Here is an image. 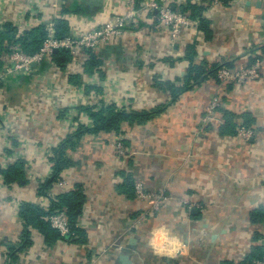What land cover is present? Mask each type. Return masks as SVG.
Segmentation results:
<instances>
[{
	"label": "crops",
	"instance_id": "1",
	"mask_svg": "<svg viewBox=\"0 0 264 264\" xmlns=\"http://www.w3.org/2000/svg\"><path fill=\"white\" fill-rule=\"evenodd\" d=\"M87 1L65 0L88 10L82 16L92 25L122 11L121 0H97L101 6L93 7ZM211 2L168 0V5L179 11ZM151 16L142 12L125 37L96 51L102 77L97 73L88 81L97 83L106 105L134 113L161 109L144 124L122 125L119 135L129 148L128 157L113 153L116 134L85 135L75 150L65 152L74 165L40 191L52 180V150L79 124L90 126L91 119L82 113L69 125L66 110L49 125H0V264H123L124 254L131 264H247L253 247H264V220L250 219L252 212L264 208V68L259 80L244 87L221 85L208 76L174 100L170 91L157 86L169 81L184 87L192 65L210 68L226 62L236 70L259 58L264 50V0L209 6L204 18L210 38L197 20L176 43ZM29 81L0 89L1 118L24 106L32 91ZM216 97L221 106L208 120L207 108ZM223 111L235 116L232 132H221ZM243 124L255 132L249 141L235 133ZM20 160L25 163L24 180L6 183L2 171ZM126 176L141 181L151 194L163 192L168 200L162 209L151 211L150 203L120 193L118 186ZM59 181L65 185L60 187ZM78 184L86 195L78 219L85 242L59 239L48 246L32 229V244L21 251V206L31 203L47 209L52 199ZM158 231L169 238L164 246L154 242Z\"/></svg>",
	"mask_w": 264,
	"mask_h": 264
},
{
	"label": "built area",
	"instance_id": "2",
	"mask_svg": "<svg viewBox=\"0 0 264 264\" xmlns=\"http://www.w3.org/2000/svg\"><path fill=\"white\" fill-rule=\"evenodd\" d=\"M121 2L122 11L115 12L109 19L92 25L82 14L77 15L73 12L62 14L64 6L67 5L65 0H0V31L3 30L4 25L11 24L17 29L18 37L40 25H44L48 32V37L39 50L32 55L26 54L19 44L4 42L6 48L0 50V89L5 90L2 87H7L6 84L13 78L25 76L30 80L29 90L32 88V91L27 93L28 97L23 101V109H10V113H6L3 118L0 117V125L8 126V128L10 125L16 128L21 125L28 128L31 125H49L52 117H57L66 110H70L68 121L71 125L73 116L79 115V107H93L94 111H99L106 105L101 101V95L93 90L87 93L84 89V85L97 86V83L88 82L96 77L97 73L91 76L85 73L84 65L89 50L97 51L103 45L125 37L130 27L139 23L142 12L152 14L151 19L157 28L163 27L170 31L172 43H176L183 30L192 27L197 21L190 18L188 14L171 9L168 0H143L141 4L139 0H121ZM219 5H221L220 0H213L210 6L212 9ZM62 16L69 21L70 33L58 39L55 36V23ZM55 50H67L72 55V61L64 71L59 70L52 61ZM33 64H36V67H33ZM45 64L50 67L41 71ZM263 68L264 52L252 65L245 68L235 70L222 67L217 72L216 78L221 85L244 87L249 82L259 80ZM73 75H81L84 81L82 86H73L69 82V77ZM6 98L7 95L4 96L5 100ZM220 106V99L216 97L207 108L208 120L213 111ZM77 124L78 122L74 123L72 129L75 130ZM237 134L244 141H249L254 137L255 132L250 127L242 126ZM13 137L15 138V135ZM124 140L123 136L117 135L111 142L113 153L119 158L130 155ZM59 185L63 187L65 182L59 181ZM134 195L141 202L150 203V210L154 212L160 211L168 200L163 192L158 194L148 192L141 181H135ZM47 219L62 238L70 234L65 209L56 211ZM168 239L166 237L161 242L162 246L167 244ZM252 264H264V259L255 260Z\"/></svg>",
	"mask_w": 264,
	"mask_h": 264
},
{
	"label": "trees",
	"instance_id": "3",
	"mask_svg": "<svg viewBox=\"0 0 264 264\" xmlns=\"http://www.w3.org/2000/svg\"><path fill=\"white\" fill-rule=\"evenodd\" d=\"M234 0H220V4L224 6H229ZM143 0H139L141 4ZM212 2L210 3V5ZM209 5V6H210ZM207 6H198L190 4L186 8L179 10L182 13L188 14L192 19H197L200 21V30L205 33V36L210 38L211 30L209 28V21L204 18V13L208 10ZM69 12H76L85 14L88 10L85 8H79L77 4L71 2L69 5H65L62 11V14H67ZM56 38L61 39L67 36L70 33L69 21L62 16L55 23ZM48 37L47 28L44 25H40L36 28L28 30L24 35L18 37L17 29L11 25L6 24L3 26V30L0 31V50H5L4 42L7 41L8 44L16 43L19 44L22 50L26 54L36 53L43 41ZM264 52V50H263ZM98 53L95 50L88 51V58L85 62V73L88 76H91L95 73H98L102 77V61L100 60ZM52 61L54 65L61 71H64L67 65L72 61V55L67 50H59L53 54ZM256 58L252 60L248 66L252 65L255 62ZM47 64L42 66L41 71L45 70ZM232 64L230 63H221L213 65L210 68L192 65L189 68L188 75L186 77V84L184 87H177L174 83L166 82H157L159 89L163 91H170L173 96V100L183 92L188 86H191V83L198 84L202 80L206 79L208 76L216 78L217 72L222 67H227L232 69ZM217 79V78H216ZM29 79L27 78L26 81ZM18 82L19 77L13 78L10 82ZM69 82L73 86H82L84 81L81 78V75H73L69 77ZM20 84V83H19ZM7 87L11 86L9 82L6 85ZM84 89L89 93L91 90L95 91L98 94H101L99 87L84 85ZM79 114L85 113L91 119V125L87 126L84 124H79L75 132L67 134L60 142V144L54 148L53 157H51L50 162L53 165L52 180L45 181L41 190L50 188L52 183L56 182L59 177L62 175L63 171L73 166L74 163L70 161L65 152L69 150H75L80 143L81 139L85 135H99L102 133H114L119 135L121 133V128L124 123H137L144 124L148 122L152 117L161 112V109H156L154 111H141V112H127L123 109H118V107L112 103L104 105L99 111H94L93 107L82 106L78 108ZM224 114V125L221 128L222 133L232 132L233 129H236L234 123V114L223 111ZM242 126L248 127V125H240L238 129ZM251 128V127H250ZM237 129V131H238ZM236 135L237 132H235ZM24 161H17L11 165L6 170L2 171L4 180L6 183H22L24 180ZM134 183L135 181L131 176H126L124 182L118 186V190L122 194L129 196H134ZM86 200V195L84 193V187L82 184H78L76 188L69 192L52 199L50 205L47 209L42 208L39 205L24 203L20 208V217L23 220L24 230L22 232L21 240V251L27 249L32 244V235L31 230L37 229L45 238V242L48 246L54 245L59 239L72 241V242H85L84 233L78 227V219L81 215L82 207ZM65 209L68 216L69 225H70V234L67 237L60 236L59 232L54 230L49 220L47 219L50 215L54 214L56 211ZM250 219L253 223L261 222L264 220V208L261 207L258 210L254 211L250 215ZM264 259V247H253L252 253L248 257L247 264H252L255 260ZM223 264H232L226 262Z\"/></svg>",
	"mask_w": 264,
	"mask_h": 264
},
{
	"label": "water",
	"instance_id": "4",
	"mask_svg": "<svg viewBox=\"0 0 264 264\" xmlns=\"http://www.w3.org/2000/svg\"><path fill=\"white\" fill-rule=\"evenodd\" d=\"M86 5H88V6H90V7H93V6H101V2H100V1H97V0H89V1L86 2ZM155 13L158 14V12H155ZM56 52H57V50H55V53H56ZM32 66H33V67H36V64H33ZM26 80H27V77H25V76H20L18 82H13V81H11V82H9V84H10L11 86H18L19 83H21V82H25ZM193 212H197V210L194 209ZM130 251H131V250L128 249V250L126 251V253H130ZM120 260H121V262H122L123 264H131V261H130L129 256H128L127 254L121 255V256H120Z\"/></svg>",
	"mask_w": 264,
	"mask_h": 264
},
{
	"label": "clouds",
	"instance_id": "5",
	"mask_svg": "<svg viewBox=\"0 0 264 264\" xmlns=\"http://www.w3.org/2000/svg\"><path fill=\"white\" fill-rule=\"evenodd\" d=\"M165 239H166V236L162 232H157V234L155 235L154 242L159 244Z\"/></svg>",
	"mask_w": 264,
	"mask_h": 264
},
{
	"label": "rangeland",
	"instance_id": "6",
	"mask_svg": "<svg viewBox=\"0 0 264 264\" xmlns=\"http://www.w3.org/2000/svg\"><path fill=\"white\" fill-rule=\"evenodd\" d=\"M16 90H17V92L24 91V89H22V88H17ZM158 232H160V231H158ZM156 233H157V232H156Z\"/></svg>",
	"mask_w": 264,
	"mask_h": 264
}]
</instances>
